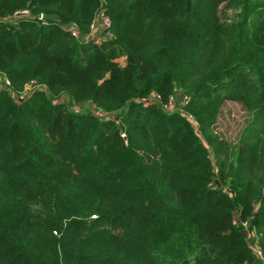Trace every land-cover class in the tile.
Segmentation results:
<instances>
[{
  "label": "trees",
  "instance_id": "16d2710c",
  "mask_svg": "<svg viewBox=\"0 0 264 264\" xmlns=\"http://www.w3.org/2000/svg\"><path fill=\"white\" fill-rule=\"evenodd\" d=\"M4 77L0 264H264V0H0Z\"/></svg>",
  "mask_w": 264,
  "mask_h": 264
},
{
  "label": "rangeland",
  "instance_id": "374dc122",
  "mask_svg": "<svg viewBox=\"0 0 264 264\" xmlns=\"http://www.w3.org/2000/svg\"><path fill=\"white\" fill-rule=\"evenodd\" d=\"M229 15L233 16V11L230 10ZM27 16H29V14ZM102 28V25L99 24V27L97 28L99 30H97V33L95 34V37L101 39L100 41H103L106 36V33ZM124 61V59H121V63H124ZM2 79H4L3 84L5 86L6 78L4 77ZM25 95H28V93H26ZM25 98H27V96ZM64 102H67V99H64ZM189 102L190 100L186 103H182L183 105H179V107H177V109L175 110H177L179 113H183ZM165 110L168 111V109ZM249 120L250 115L248 111L240 103L225 102L221 108V112L218 116L217 122L215 123L214 131L220 138V140L228 141L230 143H237L241 137L242 131L247 126ZM253 242L254 245L255 243H257L256 238L252 239V244ZM259 254H261L260 250Z\"/></svg>",
  "mask_w": 264,
  "mask_h": 264
},
{
  "label": "built area",
  "instance_id": "2783aa9c",
  "mask_svg": "<svg viewBox=\"0 0 264 264\" xmlns=\"http://www.w3.org/2000/svg\"><path fill=\"white\" fill-rule=\"evenodd\" d=\"M29 14V12L28 11H24V12H22V13H20V15H18L17 17H19V16H27ZM42 17L43 16H41L40 17V19L41 20H43L42 19ZM99 24H101L102 25V29H104V31H105V35L107 36V35H110V28H111V20H110V18H108L107 16H105V14L104 13H101V15L94 21V23L92 24V27H91V33L88 35V36H86V37H82V36H80V33H79V31L77 30V29H72L71 30V32H72V35L75 37V38H78V39H81L82 41H91V40H94L96 43H101L102 41H100L101 39H98L97 37H95V34L97 33V30H99V29H97L98 27H99ZM105 40V39H104ZM103 40V41H104ZM3 80L4 79H0V84L3 86L4 84H3ZM6 82V83H5ZM5 85H10V82L8 81V79H5ZM42 88V87H41ZM30 90H31V88H29V89H27V91L24 93V94H21V95H18L16 98L18 99V100H23V99H25V97L27 96V95H25L26 93H28L29 94V92H30ZM185 100H184V103H186L187 101H189L190 99L189 98H187V97H185L184 98ZM174 102V100L173 101H171V103L169 104V105H171L172 103ZM165 109H171V107L170 106H165L164 107ZM98 115H101V113H98Z\"/></svg>",
  "mask_w": 264,
  "mask_h": 264
},
{
  "label": "water",
  "instance_id": "95a60500",
  "mask_svg": "<svg viewBox=\"0 0 264 264\" xmlns=\"http://www.w3.org/2000/svg\"><path fill=\"white\" fill-rule=\"evenodd\" d=\"M42 19L45 20V21H49V20H57V21H59V20H60L59 16H58V15H55V14L44 15V16L42 17ZM217 183H218V182H217Z\"/></svg>",
  "mask_w": 264,
  "mask_h": 264
}]
</instances>
